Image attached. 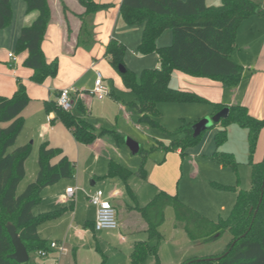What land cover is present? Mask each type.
Returning <instances> with one entry per match:
<instances>
[{"label":"trees","instance_id":"16d2710c","mask_svg":"<svg viewBox=\"0 0 264 264\" xmlns=\"http://www.w3.org/2000/svg\"><path fill=\"white\" fill-rule=\"evenodd\" d=\"M84 8L78 15L80 31L77 43L91 39V20L102 5L93 0H77ZM28 11H38L34 22L20 30L16 42V53L26 51L24 66L32 70L31 80L42 83L57 72V61L47 63L41 48L46 26L50 21L48 0H24ZM66 6L61 3V13L65 15ZM119 12L126 26L141 25L144 27L138 53L140 55L155 53L159 58V67L145 69L134 74L124 66L125 46L117 40H109L104 54L109 64L118 75L124 89L132 92L134 99L131 105L135 108L138 119L151 126H158L160 116L159 105L208 103L195 92L170 87L173 72L179 71L188 76L209 79L220 83L223 87L233 88L242 78V67L231 60V52L235 47V36L240 23L250 17L264 19V0H221L219 6H207L205 0H121ZM12 18L10 0H0V30L8 26ZM172 33V44L167 47L156 46V40L165 31ZM113 99H120L113 95ZM29 97L24 86L19 83L10 97L0 96V264H19L8 258L13 251L10 235L7 234L8 223L15 227L22 244L29 254V260L23 264H37L34 256L40 251H47L43 240L37 234L39 225L53 221L60 211L46 213L34 217L32 209L39 204L41 191L54 185L60 179H68L75 175V165L62 156L56 164L51 165L53 157L61 155L57 148H50L42 143L38 149V175L28 184L21 194L17 187L25 176L24 162L31 152L30 145L15 147L16 138L23 128L21 112L27 106ZM211 116H215L227 108L225 117L219 118L211 127H217L214 133V152L212 157L223 167L237 170L236 163L229 153L218 151L226 140V130L236 124L246 130L250 150V187L241 190L237 182L233 186L215 184L223 192H231L236 200L228 217L209 220L193 211L185 203L166 192L156 194L145 207L134 206L145 223L148 241H136L130 253L131 264H143L147 257H153L154 264H160L157 244L162 238L159 228L165 221L168 207L174 215V228L183 230L193 243H208L219 238L223 233L231 235L224 252L210 257L183 260L181 264H264V157L253 162L252 157L259 138L264 129V120L252 117L243 105H226L213 103ZM47 114H54L67 129L73 139L81 144H92L100 135H108L115 145L124 144L122 138L114 130L101 129L98 136L93 127L85 120L73 117L70 112H63L56 102H45ZM196 122H194L195 124ZM6 124V125H5ZM194 124L179 127L182 137L173 138L168 145L158 144L153 149L164 152L185 150L197 146L206 131L193 135ZM5 125V126H4ZM141 162L138 170L131 172L123 166L109 163L107 178H119L126 187L127 194L133 199L127 180L136 174L140 179L147 177L144 162L148 152L138 150ZM150 240L154 244H149Z\"/></svg>","mask_w":264,"mask_h":264},{"label":"crops","instance_id":"0c3cea01","mask_svg":"<svg viewBox=\"0 0 264 264\" xmlns=\"http://www.w3.org/2000/svg\"><path fill=\"white\" fill-rule=\"evenodd\" d=\"M93 1L95 4L97 3L102 6L95 12L91 20L92 33L89 42L90 46H88L87 42L80 44L77 43L81 24L78 15H81L83 12V6L79 4L77 0H48L51 17L45 29L46 31L41 42V48L44 59L47 63L50 64L52 60L57 61V72L54 76L47 78L42 83H34L31 80L32 70L23 64L27 52L21 51L16 53L15 45L21 28L30 26L39 14L36 10L28 11L24 0H10L12 18L8 26L0 30V96H12L13 92L18 88V84L21 83L29 97L27 106L20 114L24 119L23 125L28 127V131L24 134L18 135L15 140V147H21L23 145L31 146L30 155L24 162V178L26 177V179H28L25 180L24 183L27 185L35 181L38 175V149L40 144L45 142L48 143L50 148H57L61 151V155L53 157L50 161L51 165L56 164L62 156H65L68 160L74 163L76 169V161L78 160L79 162L81 155H84L83 150L85 145L87 147L86 152L89 155H87L88 159L91 160V162L92 160L98 161L102 158L104 156L102 152H106L105 150H116V148H120L121 163L117 160H108V158H102L100 161H103V163L107 161L105 166L106 170L108 164L111 162L124 166L123 160H126V153H122L121 151L123 150L121 149H123V146L125 145L126 127H119V125L116 124L114 128L110 129L116 131L122 138H124V144L121 146L115 145L112 138L108 135H100V137H97L92 144H81L73 139L69 129L57 119H54L53 113L47 114L44 108L45 102H56L59 90L73 87L80 95L73 96V104L70 114L77 119L85 120L90 123L93 127V132L98 136L101 126L96 123V121H93V111L97 109L99 105L102 108H104L105 105L110 106L109 99L112 98L111 96L113 95L116 96V93L111 91V89L114 87L113 85L117 75H115V72L109 64V59L104 54L107 45L106 43L109 40L115 39L125 46L126 51L123 58L124 66L120 67V70L125 68L134 74L139 75V73L145 69H155L159 67V58L155 53L145 55H140L138 53V46L140 44L144 27L141 25H125L119 12L121 0ZM61 3L67 8L64 13L65 15L61 13ZM250 18L240 23L241 25L235 36L236 42L239 31H245L246 29L247 31L249 30L251 35H253L255 25L260 24L259 21L253 22L252 20H249ZM258 18L260 19V17ZM259 26L263 27V25ZM244 35L251 38L248 34ZM171 41V31L165 30L155 42L156 46L160 48L170 46L172 44ZM9 53L14 54L16 58L15 63L11 62L8 58ZM257 55L258 56L255 57L253 63H246L242 66V78L239 84L233 88L223 87L220 83L209 79L207 80L205 78L194 76L191 77L179 71L173 72L170 80V87L173 88L171 85L172 82H174V84L175 82H178L177 84L179 88L177 89L195 92L206 99L210 104H241L250 109V112H248L252 117L264 120V41L262 42ZM96 72H99L100 75H102L103 85L109 91L108 96L110 98L108 97V99L104 97L98 100L94 96H89L86 92L93 88L96 79ZM119 93H121V91ZM121 102L122 101H117L119 106L122 104ZM211 112L212 111L209 109L207 112L209 114H205L204 117L211 116ZM119 113H121L120 110ZM131 117L132 115H127L124 110L123 119L131 121ZM116 118H118V112ZM215 132L216 131L210 133V135L194 149V152H203V149L211 139V136L214 137ZM259 134V139H264V129H262ZM126 139L134 141L132 138ZM189 150L190 149L185 150V154H188V152H190ZM174 152L177 156L180 155L179 150ZM129 153L131 155L134 154L132 152ZM258 161H260V158L255 160V162ZM92 163L95 165L99 162ZM102 165L104 164H101V168ZM107 171L97 177L105 188L95 189L94 191L102 190L105 199L109 201L114 208L120 232L119 241L121 243L119 245L121 246L122 243L126 242L127 248L125 255L119 256L118 259L116 258L115 261H112V264H131L130 253L133 248L132 245L136 241H144V236L147 237L145 223L141 217H139V220L134 215H138V213L133 207H145L146 205L142 206L139 204L140 202H138V200H135L134 187L130 184L132 183L131 177L127 180L126 184L133 195V199L131 200H135V204L133 205L129 204L125 199L127 191L122 181L117 177L116 178L119 179V181H115L116 178L105 177ZM92 176L93 179L90 181V186L95 187L96 175L93 173ZM59 182V184L54 183V185L44 188L40 193L39 204L32 209L34 217L61 210L60 215L55 220L43 222L37 228V234L45 243L47 255L40 258L35 255V262L37 264H99L96 260L98 255L99 260L100 257L107 258L105 263H103L109 264L108 261L110 258L118 255L121 250L113 249L109 255H106L104 250L102 251V248H100L99 242L96 239L97 233L93 230V223L95 220L94 206L89 202L90 205L86 206V208H89V211L86 214L79 210L77 200L73 199L75 193L70 199L65 195L66 189L73 186L67 184L66 181L60 180ZM153 182L155 187L151 188L152 198L160 192L174 195L170 191H165V184H161L159 180H153ZM21 184L22 183L20 182L17 188H19ZM26 184L22 185L24 186V189L27 186ZM76 187L79 188L78 186ZM92 207L94 208V211L92 210ZM75 220L80 222L83 229H85V232L90 233V236L86 237V234L82 233L77 225H74ZM173 229L178 230L174 228V224ZM124 232L128 233V237H132L134 241L131 242L129 240L127 243L126 237L123 236ZM137 234L138 236H136ZM90 237L95 243V248H91L93 249L91 250V253L87 250L88 254L84 258L80 256V254H83L82 250L84 244ZM51 242H57L66 249V252L60 254L57 251L50 250L48 245ZM190 243L192 242L190 241ZM150 257L151 260L146 264H154L153 257ZM150 257H147L144 262H147L146 260ZM186 259H191V257H182L180 260L172 261V264H181L182 261ZM144 262L143 264H145Z\"/></svg>","mask_w":264,"mask_h":264},{"label":"rangeland","instance_id":"374dc122","mask_svg":"<svg viewBox=\"0 0 264 264\" xmlns=\"http://www.w3.org/2000/svg\"><path fill=\"white\" fill-rule=\"evenodd\" d=\"M220 3L221 0H205V4L207 6L216 7L219 6ZM249 20H252L253 22L259 21L260 24L255 25L253 35H251L249 30L247 31L246 29L245 31H239L237 42L230 54L231 60L241 67L246 63L254 62L255 57L258 56L257 54L260 50L261 44L264 41V19H259L257 16H253ZM259 25H263V27H260ZM244 34H248L253 40ZM113 71L117 77L111 91L116 93V96L120 99V101H122V104L119 106L115 99L113 100V98H110L107 95L105 98H110V106L105 105L104 108H102L99 105L97 109L93 111L92 119H94L93 121H96V123L101 126V129L110 130L114 128L116 124L119 125V127H126L125 137L130 139L132 138L135 141L138 146L137 151L140 150L146 153L148 152L147 158L144 162V168L147 172L146 179L142 180L136 174L131 176L132 183L130 184L134 187L135 200H138V202H140L139 204L142 206L147 205L149 200L152 198L151 188L155 187L153 180H159L161 184H165V191H170L172 194H176L178 199H180L193 211L203 215L207 219L215 221L218 218H227L230 209L235 203L236 197L231 192H223L219 190L215 184L233 186L238 182L241 190L249 189L250 165H248V163L250 150L248 147L246 130L242 127L240 128L236 124L229 125L226 130V140L218 148V151L221 153H229L232 155V158L237 166L236 171L230 167L221 166L212 157L215 148L213 140L214 137L212 136L203 149V152H194V149L197 148L202 141L210 135V133L216 131L217 127H213L211 129L209 128V130L204 132L202 141L197 146H194V148H190V152L183 156H177L175 152H164V150L159 148L153 149L158 144L168 145L176 136L177 138H181L182 132L181 130L179 131V127L185 124H194V122L205 118V114H209L207 113L208 110H213L212 104L195 102L192 104L162 103L159 105L160 116L157 119L158 126H151L147 122L145 123L139 121L135 108L131 105V102L134 99L133 93H129L124 89L120 75H118L114 69ZM177 83L178 82H175L174 84V82H172V87L176 89L179 88ZM120 91L121 93H119ZM119 110L121 113H119ZM124 110L127 115H132L131 121L123 119ZM248 111L250 112L249 108ZM117 112L118 118H116ZM27 131L28 127L24 125L19 135L24 134ZM126 138L125 145L123 146L124 148L121 149L123 150L121 151L122 153H126V160H123V167L131 172H135L138 170L137 168L140 165L141 156L137 153V151L132 152L134 153L132 155L129 153L130 149L126 146V141L128 140ZM86 149L87 147L84 145V155L82 156L80 153L81 159L79 162L78 160L76 161L75 175L73 177H69L68 179H60L62 181H66L67 184H71L73 188L76 186L79 187H76L77 190L73 199L77 200L79 210L85 214L89 211V208H86V206L90 205L86 196L93 193L95 189L105 188L97 177L107 171L105 167L107 161L103 163V161L100 160H102V158H108V160H117L121 163L120 148H116V150H105L106 152H102V154H104L102 158L98 161L92 160L94 163L99 162L95 165L88 159L89 155L87 154ZM263 157L264 139L258 138L252 160L255 162L257 158H260L261 160ZM101 164H104L102 165V168ZM93 173L96 175L95 187L90 186V181L93 179ZM25 180L28 179L25 177L21 181L22 184L18 188V195L24 190V186L22 185L26 184L24 183ZM59 181L56 183L59 184ZM115 181H119V179L116 178ZM129 197L130 196H128V194L125 195L127 202L131 205L135 204V200H131ZM92 210L94 211L93 207ZM134 215L140 220V216L137 214ZM165 215V221L159 230L161 231L162 238L157 244L160 264H172V261L180 260L182 257H191V259L210 257L221 254L227 248L231 239L229 232L223 233L219 238L213 240V242L190 243L183 230L173 229L174 215L170 207L166 209ZM74 225H77L78 229L82 233L86 234V237L90 236V233L85 232V229H83L78 220L74 221ZM96 233V239L99 242L100 248H102V251L104 250V253L106 252V255L111 254L110 252L113 249L121 250L118 255L110 258L108 261L109 264H112V261H115L116 258L118 259L119 256L125 255L127 251L126 242L122 243L121 246L119 245L121 243L119 241V228L116 230ZM124 233L123 236L126 237L127 243L129 240L131 242L134 241L132 237H128V233ZM136 236H138V234ZM86 241L87 242L84 244L82 250L83 254H80V256L84 258L88 254L87 250L91 253V250H93L91 248H95V243L91 237ZM144 241H147V237L145 236ZM149 244H154L153 240H150ZM96 260L99 264H104L107 258L100 257L99 260L97 255ZM150 260L151 257L144 263H149L148 261Z\"/></svg>","mask_w":264,"mask_h":264},{"label":"built area","instance_id":"2783aa9c","mask_svg":"<svg viewBox=\"0 0 264 264\" xmlns=\"http://www.w3.org/2000/svg\"><path fill=\"white\" fill-rule=\"evenodd\" d=\"M8 58L11 62L15 63L16 58L13 53L8 54ZM96 79L91 90L86 91L89 96H94L98 100L104 98L109 94L108 89L103 85L102 75L100 73H95ZM56 98V105L63 112L67 113L71 111L73 104V96L80 95L79 92L73 87H67L58 91ZM76 188L70 187L66 189L65 195L67 198H72ZM87 200L95 208V220L93 223V230L98 232L102 230H116L118 228L117 217L115 216V210L104 197V193L101 190H96L93 193L87 195ZM50 250L57 251L62 254L66 252L63 246L59 245L57 242H51L48 245ZM47 255L46 251H40L37 256L45 257Z\"/></svg>","mask_w":264,"mask_h":264},{"label":"water","instance_id":"95a60500","mask_svg":"<svg viewBox=\"0 0 264 264\" xmlns=\"http://www.w3.org/2000/svg\"><path fill=\"white\" fill-rule=\"evenodd\" d=\"M226 114H227V108H225L215 116H209L200 119V121L196 122L192 127L193 135H197L200 132L209 130V128L215 122L219 121V118L225 117ZM126 146L130 149V152H135L138 149L137 144L132 140H127ZM6 231L7 234L10 235L11 243L13 245V251H14L12 254L8 256V258L14 260L19 264H23L24 262H27L29 260V254L25 249V246L22 244L19 235H17L15 227L12 224L8 223V225L6 226Z\"/></svg>","mask_w":264,"mask_h":264}]
</instances>
